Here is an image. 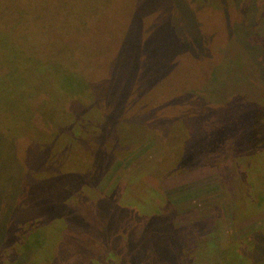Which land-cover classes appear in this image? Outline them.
<instances>
[{
	"label": "rangeland",
	"instance_id": "obj_1",
	"mask_svg": "<svg viewBox=\"0 0 264 264\" xmlns=\"http://www.w3.org/2000/svg\"><path fill=\"white\" fill-rule=\"evenodd\" d=\"M83 72L167 105L75 136L51 87ZM255 132L264 0H0V264H264Z\"/></svg>",
	"mask_w": 264,
	"mask_h": 264
},
{
	"label": "trees",
	"instance_id": "obj_2",
	"mask_svg": "<svg viewBox=\"0 0 264 264\" xmlns=\"http://www.w3.org/2000/svg\"><path fill=\"white\" fill-rule=\"evenodd\" d=\"M147 63H146L147 67H151L153 65V64H147ZM99 80L101 81L100 78L94 77V79H93L89 75H87L86 73L84 74V72H83L82 75H79V73H78L71 80L69 79V81L71 82L69 87L66 86L67 84L63 85L62 87H61V85L51 87L52 89L57 90L56 93L63 95L64 98H67L66 100H63L64 98L62 97V99L58 100L57 102H62L63 104L64 103L68 104L67 101L76 100L75 101V102H77L76 104L81 103L83 105L84 111L80 114L79 117H76L74 115L70 116L71 112H67L64 109V111H65L64 112V114H65L64 121L65 122H63V123L70 125L66 128L70 129L72 131V134L75 136L82 135L83 134L82 132H84V133H86V135H88L87 129L91 125H93L96 121L98 122L100 129L105 127V129L111 130L110 125L117 124L121 127V129H119L118 131H121L123 129V127H122L123 124L130 121V120H134L135 117H140V118L146 117L148 119L154 120V118H156L154 116L156 112L152 115L151 113H147L150 111L145 110V108L151 105L152 107L155 108L156 111H158L160 108L163 109L167 105L163 102H160V100H162V99H160L162 94H159V95H156L153 97V98L158 97L159 99H157V101H159V103L158 102L156 103L154 101V99L147 100L144 102V104L142 106V107H145L144 110L140 111L138 109H135V108H137V106L135 105L136 104L135 99L132 96H130V94L127 92H126L127 95L123 93V96H115L111 101L107 102L106 98L103 97V94L99 92V91H101L100 88L97 86ZM200 86H202V85H200ZM200 86H198V87H200ZM197 88L195 87L196 90H198ZM196 90L190 89L189 91H196ZM184 92H186V90L183 91L182 93H180L179 95H176L172 99V102L174 100L179 101L177 98L181 97ZM152 93H154V92H152ZM173 103H175V101ZM170 104H172V103H168V106ZM152 110H154V109H152ZM113 122H115V123H113ZM45 123H46V128L48 127V129H47L48 133H51L52 126H51L50 120L46 119ZM255 133L256 134L253 137L248 139L249 143L252 145L256 144V143H263L264 144V132L263 133L262 132H255ZM238 137H239V134L232 137L230 141H233V144H232L233 147H229V148L224 149V150L229 151L230 149H233V151H235L236 146L239 144ZM122 140H123V138H122ZM121 144H122V142L120 143V145ZM122 146H123V144H122ZM178 152L179 153L175 154L174 155L175 157L172 158L174 164L176 165V168L174 169V171L179 170L178 163L180 162V159H181V153H183L182 150H178ZM121 154L122 153L119 150V148L116 147L115 155L117 156V158L121 157L122 156ZM163 154H164V152H163ZM106 173H107L106 166H103L98 171V173L93 177L92 181L103 180ZM229 179H231V178H229V176H228V180ZM226 204L224 205L223 214H225V217L227 219V216L229 214H228V209L226 208V206H227ZM213 227L214 226H212L211 228H213ZM220 231L223 232L224 229L222 227H220ZM243 241L244 240H242L240 242L230 241L229 246L233 247V248L244 247V244L242 243ZM242 263L243 262H239V264H242Z\"/></svg>",
	"mask_w": 264,
	"mask_h": 264
}]
</instances>
